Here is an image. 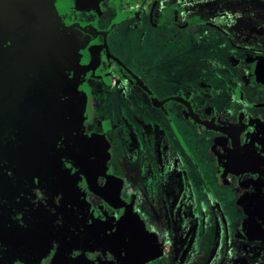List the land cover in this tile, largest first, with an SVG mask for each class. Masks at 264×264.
I'll return each instance as SVG.
<instances>
[{
	"label": "flooded vegetation",
	"instance_id": "1",
	"mask_svg": "<svg viewBox=\"0 0 264 264\" xmlns=\"http://www.w3.org/2000/svg\"><path fill=\"white\" fill-rule=\"evenodd\" d=\"M9 1L10 38L47 42L22 75L55 125L51 170L23 174L74 198L57 242L16 263L264 264V0ZM24 111L12 136L45 119Z\"/></svg>",
	"mask_w": 264,
	"mask_h": 264
},
{
	"label": "water",
	"instance_id": "2",
	"mask_svg": "<svg viewBox=\"0 0 264 264\" xmlns=\"http://www.w3.org/2000/svg\"><path fill=\"white\" fill-rule=\"evenodd\" d=\"M36 1L34 0V2ZM9 2V0H0V13L5 12L3 8H7ZM38 2L40 1L38 0ZM39 12L41 11L39 10ZM45 13L44 9L41 27L38 29L43 33L46 32ZM6 17V14H0V253H3L5 264H17V251L20 252L24 247L28 250V259L31 263L36 252H41L40 249L33 248H37L40 243H45L49 236L51 238L54 235V230L57 242V233L62 226L60 224L65 219L63 212H66V208L71 205L74 198L70 189L64 192L62 190L61 193L58 190L54 192L53 189L60 188L57 183H53L51 189L41 188L35 192L32 189L33 186L40 184H33L31 179L23 174L26 168L31 171L30 169H33L37 164L47 165L46 167H49L47 169L50 171V163L53 162L52 157H54L50 152L51 140L54 137L53 128L55 127L53 114L49 112L50 104L46 100L47 97L32 96L30 93L34 89L32 84L28 83L24 89L23 80L26 74L22 75V71L26 67L30 69L25 71L31 73L32 64L38 58L35 53L40 52L42 48L45 49L44 45L47 42L36 46V42L31 41V38L16 41L11 39L9 33L11 34L14 28L7 24ZM19 27V30H30L27 20ZM36 29L37 27L33 31L37 32ZM50 48L48 47V50ZM38 54H40L39 63L35 61L32 69L33 76L35 73H41V71L38 72L37 67H40V63L43 59L45 61L49 55L48 53H45L44 56L42 53ZM37 93L40 94L38 90ZM36 101L43 104L45 109V119L36 121L39 130L35 134L32 132L12 136L13 126L22 123L21 115L26 106L32 109L37 104ZM13 116L14 118L11 119ZM63 122L65 123V121ZM9 128L12 131L8 130ZM12 138H15V141L10 143ZM26 162L29 167L25 164ZM20 164L22 166H18ZM46 191H50L52 195L46 197ZM22 237H24L23 244H21ZM62 243L63 241L60 245ZM60 249L61 246L57 247L56 256L62 251Z\"/></svg>",
	"mask_w": 264,
	"mask_h": 264
},
{
	"label": "rangeland",
	"instance_id": "3",
	"mask_svg": "<svg viewBox=\"0 0 264 264\" xmlns=\"http://www.w3.org/2000/svg\"><path fill=\"white\" fill-rule=\"evenodd\" d=\"M114 49L119 53V54H122V53H126L127 52V49H123V48H118L117 49V45L114 43ZM145 50V48H144V46H142L141 47V51H144ZM128 186H130V184L129 185H124V184H122L121 186H118V196H119V193L121 194L120 195V197H119V202L120 201H123V200H127V198H125L126 197V194L128 193V190H127V187ZM125 191V192H124ZM127 202V201H126ZM130 211V209L129 210H127V211H125V212H128V213H132V212H129ZM124 212V211H123ZM134 212V211H133ZM141 212L145 215H143L144 217H147V215L150 213V209L148 210V211H145L143 208H142V206H141ZM136 212H134V214H135ZM117 215H118V212H117ZM118 217H119V215H118ZM127 220H129V219H127ZM127 220H126V222H127ZM112 222L113 223H116V220L114 219V217L112 218ZM126 222H124L125 224H127ZM111 223V222H110ZM109 223V224H110ZM121 224H122V226H123V223L122 222H120ZM150 225H152V227H153V225L154 224H152V222L151 223H149ZM131 226L133 227L134 225H132V223H131ZM151 227V228H152ZM163 230V229H162ZM151 231H153V230H151ZM211 236V233L208 231V232H206V237H210ZM166 243V242H165ZM164 245V244H163ZM209 245V242L206 244V246L205 247H207ZM160 251L159 252H164L163 250H164V246H161L160 247ZM64 250H66V252H68L69 250H68V248L66 247V248H64ZM63 249H62V251H64ZM148 252H149V250H147V249H141L140 250V257H141V259H143V258H145V257H148L149 256V254H148ZM160 258H159V254H158V256H157V258L155 259V264H161L160 263V260H159ZM199 259V249H198V251L196 252V254L194 255V258H193V261L194 260H198Z\"/></svg>",
	"mask_w": 264,
	"mask_h": 264
},
{
	"label": "crops",
	"instance_id": "4",
	"mask_svg": "<svg viewBox=\"0 0 264 264\" xmlns=\"http://www.w3.org/2000/svg\"><path fill=\"white\" fill-rule=\"evenodd\" d=\"M45 16H46V13H45ZM46 18V17H45ZM41 22H42V20H41ZM45 23H46V19H45ZM37 27V25H35V28ZM41 27V23L39 24V28ZM30 31L31 32H34L31 28H30ZM40 33V34H39ZM42 35V30L41 31H38V33H37V35H36V40H38V38L40 37ZM31 41H32V39H31ZM36 42V43H35ZM34 43L35 44H37V42L38 41H35ZM61 52H62V50H61Z\"/></svg>",
	"mask_w": 264,
	"mask_h": 264
}]
</instances>
